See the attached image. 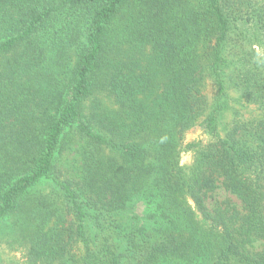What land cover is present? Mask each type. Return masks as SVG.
<instances>
[{"label":"trees","instance_id":"1","mask_svg":"<svg viewBox=\"0 0 264 264\" xmlns=\"http://www.w3.org/2000/svg\"><path fill=\"white\" fill-rule=\"evenodd\" d=\"M241 1L0 0V221L18 209L36 220L27 264H264L244 247L264 237V87L245 98L257 116L224 137L220 98L204 116L200 88L208 73L224 93L227 8ZM257 17L264 31V10ZM99 93L114 110L86 117L83 102ZM75 125L91 143L79 188L54 175ZM194 126L212 140L187 144L183 167ZM51 178L68 221L23 202ZM219 179L242 212L206 207L202 191ZM140 202L155 208L141 214Z\"/></svg>","mask_w":264,"mask_h":264},{"label":"rangeland","instance_id":"2","mask_svg":"<svg viewBox=\"0 0 264 264\" xmlns=\"http://www.w3.org/2000/svg\"><path fill=\"white\" fill-rule=\"evenodd\" d=\"M234 9V5L227 8L231 17L223 69L224 93L218 95L217 87L208 73L200 83L205 101L204 116L216 108L217 99L220 98L217 111V132L220 137H224L236 121L257 116L259 110L245 98H248L247 94L251 89L257 94V87H264V31L257 23L258 14L264 10V0H242L238 9ZM258 96L264 98V89L259 91ZM97 102L100 104L96 108ZM113 110L112 102L104 94L89 96L83 102L86 117H89L91 111L111 114ZM211 140L210 130L203 126H194L186 131L179 154V165L186 167L192 163L194 152L186 147L187 144L196 143L200 148ZM90 151L91 143L79 133L76 125L68 128L54 159L56 180H67L73 187L79 188L85 173V156ZM202 196L208 209L222 206L242 212L241 199L226 189L220 179L213 189L203 190ZM23 202L34 205L38 214L44 209H51L56 212L55 215L61 214L65 221L70 219L64 209L61 191L53 178L35 185L29 198H25ZM189 203L192 205L190 200ZM154 208L153 203L145 206L140 202L137 205V211L141 214H147ZM54 221L55 216L44 225V231L53 226ZM35 224L36 220L27 219L19 209L0 221V264H27L26 234L34 229ZM244 247L253 253L264 252V237L251 236ZM213 260L214 258L211 259V264ZM229 264L238 263L231 261Z\"/></svg>","mask_w":264,"mask_h":264}]
</instances>
